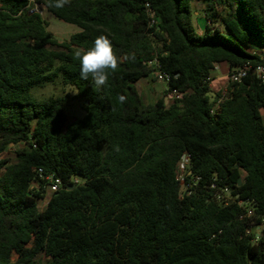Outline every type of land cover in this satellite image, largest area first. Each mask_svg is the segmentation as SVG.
Returning a JSON list of instances; mask_svg holds the SVG:
<instances>
[{"label": "trees", "instance_id": "1", "mask_svg": "<svg viewBox=\"0 0 264 264\" xmlns=\"http://www.w3.org/2000/svg\"><path fill=\"white\" fill-rule=\"evenodd\" d=\"M36 1L78 31L58 41L26 0H0V264H264V84L205 82L215 65H264V0ZM100 35L135 58L97 90L74 51ZM153 60L170 79L145 103ZM56 81L82 118L67 123L66 96L33 98ZM170 90L183 95L167 103ZM37 168L60 180L42 209Z\"/></svg>", "mask_w": 264, "mask_h": 264}, {"label": "rangeland", "instance_id": "2", "mask_svg": "<svg viewBox=\"0 0 264 264\" xmlns=\"http://www.w3.org/2000/svg\"><path fill=\"white\" fill-rule=\"evenodd\" d=\"M194 11H197V13H193L192 15V22L193 26L196 30V32L199 31V27H197L196 21L198 18L201 17V12H203L204 5L200 3L193 4ZM41 17L46 21L47 23V30L52 35V37L58 41H64L69 38V36L75 32L78 31V28L75 25L64 23L56 18H54L52 15L46 12V10L43 8L41 10ZM202 32V31H201ZM225 68L223 66H219V71L221 70L222 73H220V76L217 77V81L221 79V83H216L217 90L210 91V94H213L221 89H223L227 83V71L224 70ZM216 78V77H215ZM165 84L162 82H159L155 79V72L152 71L149 76L146 78H143L140 80L136 87L139 90L141 97L145 103H152L156 99L160 98L162 96V93L165 88ZM152 92L150 95L151 97H148L147 92ZM31 94L33 98H35L36 101H44L47 100L50 97L57 98L61 96L67 97V109H66V121L67 123H70L72 121L78 120L84 116V111L82 109V104L78 99H75L76 92L70 91V88L63 87L59 81L55 82L54 84H47L43 86L42 88H33L31 90ZM68 95V96H67ZM153 97V98H152ZM169 102V101H167ZM6 154L3 155V157L12 156L13 149L10 148ZM50 195V190L47 188L46 198L43 202L39 203V208L42 209L43 205L47 201V197ZM23 243L26 247H31V239L30 238H24ZM37 261L44 262L45 259L43 256H38Z\"/></svg>", "mask_w": 264, "mask_h": 264}, {"label": "built area", "instance_id": "3", "mask_svg": "<svg viewBox=\"0 0 264 264\" xmlns=\"http://www.w3.org/2000/svg\"><path fill=\"white\" fill-rule=\"evenodd\" d=\"M147 6V5H146ZM43 9V6L37 3L36 0H26V6L24 7L23 11L27 16L33 15V14H39L41 15V10ZM153 22H151L152 24ZM147 65L152 69V71L155 72V79L159 82L164 83L165 85L168 84L169 82V76L162 73L159 69L158 62L156 60L149 61ZM219 66L220 65H215L213 68V73L206 77L205 82L206 83H211L214 79V74L219 71ZM227 81L231 82H241L242 79L246 77H255L258 79L262 84H264V65H251V64H244L242 67L234 69V70H227ZM225 88V87H224ZM224 88L219 90L222 93L224 92ZM183 94L176 91V90H170L166 94V100L167 101H172L181 98ZM220 101L218 99L217 103ZM187 157L184 156L182 160L179 162L177 166V179L183 183V179L185 176V165L187 163ZM36 175L38 176L39 179L43 180L45 183L48 184L49 190L51 193L57 191L60 180L58 178H52L50 175H45L42 171V169L37 168L35 170ZM74 183H78V179H73ZM223 192H226V189L223 190ZM244 201H239L238 205H243ZM253 214L252 210L247 209L245 215L246 216H251ZM264 226V218H262L261 225L256 226V231H259L260 227ZM248 232V231H247Z\"/></svg>", "mask_w": 264, "mask_h": 264}, {"label": "clouds", "instance_id": "4", "mask_svg": "<svg viewBox=\"0 0 264 264\" xmlns=\"http://www.w3.org/2000/svg\"><path fill=\"white\" fill-rule=\"evenodd\" d=\"M70 3V0H52L50 7L63 8ZM134 54L121 59L117 56L113 44L105 35L95 38L93 45L87 49H76L74 59L80 64V78L88 80L91 78L94 87L99 90L107 85L109 76L115 73L124 61L134 60ZM119 103L126 102V96H118Z\"/></svg>", "mask_w": 264, "mask_h": 264}, {"label": "crops", "instance_id": "5", "mask_svg": "<svg viewBox=\"0 0 264 264\" xmlns=\"http://www.w3.org/2000/svg\"><path fill=\"white\" fill-rule=\"evenodd\" d=\"M194 13H197V11H194ZM201 17L198 18V20L196 21V24H197V27H199V31L198 34H201L203 32V29H204V12H201ZM202 31V32H201ZM223 66L225 69L224 70H228L227 67L225 65H221ZM223 70H221L220 72H217L214 74V79L213 81L210 83V90H217V85L216 83H221V79H219L218 81L216 80L218 76H220V73H222ZM216 77V78H215ZM216 82V83H215ZM147 92V91H146ZM148 94V97H151L150 95L152 94V92H147ZM153 98V97H152ZM167 103H170V102H167Z\"/></svg>", "mask_w": 264, "mask_h": 264}, {"label": "water", "instance_id": "6", "mask_svg": "<svg viewBox=\"0 0 264 264\" xmlns=\"http://www.w3.org/2000/svg\"><path fill=\"white\" fill-rule=\"evenodd\" d=\"M73 92H77L76 90H74Z\"/></svg>", "mask_w": 264, "mask_h": 264}]
</instances>
